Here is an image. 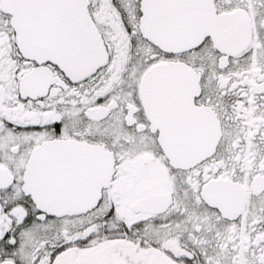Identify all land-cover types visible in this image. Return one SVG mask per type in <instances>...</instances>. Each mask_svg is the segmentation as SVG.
I'll return each mask as SVG.
<instances>
[{"label":"snow or ice","instance_id":"1","mask_svg":"<svg viewBox=\"0 0 264 264\" xmlns=\"http://www.w3.org/2000/svg\"><path fill=\"white\" fill-rule=\"evenodd\" d=\"M0 264H264V0H0Z\"/></svg>","mask_w":264,"mask_h":264}]
</instances>
